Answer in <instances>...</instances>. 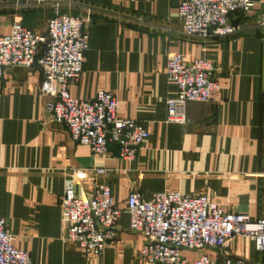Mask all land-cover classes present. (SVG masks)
Masks as SVG:
<instances>
[{
    "label": "crops",
    "instance_id": "0c3cea01",
    "mask_svg": "<svg viewBox=\"0 0 264 264\" xmlns=\"http://www.w3.org/2000/svg\"><path fill=\"white\" fill-rule=\"evenodd\" d=\"M259 1V0H258ZM61 12L92 13L87 26L89 48L84 72L71 87L79 100L100 90L116 95L120 114L144 125L150 136L137 158L124 162L119 147L104 155L73 142L65 126L50 121L40 93L42 72L11 69L0 81V215L7 220L15 245L29 251L32 264H144L138 252L143 235L130 229L123 213L116 239L102 257L87 256L64 243L61 199L74 176L83 197L96 183L111 187L125 209L128 196L144 198L166 191L206 195L232 212L256 220L264 215V27L261 7L237 14L244 26L237 36L208 42L186 38L178 14L179 0H49L45 6L0 0V35L19 22L45 32L53 3ZM45 26L44 29L41 28ZM186 62L209 59L222 91L206 104L187 106V124H167V100L177 85L166 75L167 54ZM106 170L97 177L95 170ZM219 264L242 259L264 264L254 242L233 238L221 250H206ZM201 252L185 250L193 262Z\"/></svg>",
    "mask_w": 264,
    "mask_h": 264
},
{
    "label": "built area",
    "instance_id": "2783aa9c",
    "mask_svg": "<svg viewBox=\"0 0 264 264\" xmlns=\"http://www.w3.org/2000/svg\"><path fill=\"white\" fill-rule=\"evenodd\" d=\"M9 1L23 6L49 4V0ZM258 6L264 27V0H179L178 14L186 38L208 42L241 34L244 26L235 22L234 16L249 15ZM92 15L62 13L61 3L54 2L45 32L13 23L8 34L0 35V81L8 70L38 66L43 76L40 93L46 98L50 121L65 126L73 142L89 147L93 154L104 155L114 144L120 158L131 162L150 136L144 125L120 114L119 101L112 92L100 90L92 100H79L71 94L72 85L84 72ZM216 71L217 65L209 59L186 62L178 52L167 54L166 75L178 89L177 95L167 100V124H187L189 103H209L222 91ZM105 174L106 170H95L97 177ZM76 180L74 173L66 181L61 199L63 241L75 244L87 256L104 255L116 239V226L124 212L129 215L130 229L145 239L138 252L144 264H219L205 251L221 250L238 236L254 242L256 251L264 255V215L254 220L206 195L189 196L180 191L160 192L148 199L133 191L122 209L111 187L101 182L90 194L77 197ZM185 250L201 253L190 262L183 255ZM0 264H32L30 252L15 245L1 215ZM220 264L249 263L228 258Z\"/></svg>",
    "mask_w": 264,
    "mask_h": 264
},
{
    "label": "rangeland",
    "instance_id": "374dc122",
    "mask_svg": "<svg viewBox=\"0 0 264 264\" xmlns=\"http://www.w3.org/2000/svg\"><path fill=\"white\" fill-rule=\"evenodd\" d=\"M44 28H45V26H43V27L41 28V30L44 29Z\"/></svg>",
    "mask_w": 264,
    "mask_h": 264
}]
</instances>
